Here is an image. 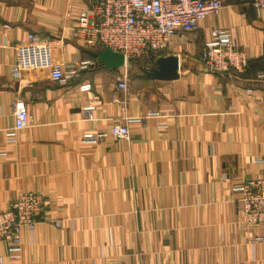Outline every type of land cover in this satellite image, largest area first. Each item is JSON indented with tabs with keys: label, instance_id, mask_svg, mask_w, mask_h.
Instances as JSON below:
<instances>
[{
	"label": "crops",
	"instance_id": "crops-1",
	"mask_svg": "<svg viewBox=\"0 0 264 264\" xmlns=\"http://www.w3.org/2000/svg\"><path fill=\"white\" fill-rule=\"evenodd\" d=\"M89 1L0 0V209L20 191L46 198L45 216L34 236L23 230L21 250L0 240V264H264V240L254 242L262 226L244 221L233 189L264 176V56L244 74H221L201 53L213 21L235 28L252 58L261 56L264 16L253 0H224L221 16L179 51V77L132 76L123 111L112 96L128 69L97 65L72 36ZM30 32L53 40L56 60L79 64L69 82L46 69L15 77V47ZM86 61L93 63L81 67ZM85 82L91 90L81 89ZM15 95L31 123L12 140ZM88 104L94 120L84 118ZM125 117L130 139L83 140Z\"/></svg>",
	"mask_w": 264,
	"mask_h": 264
},
{
	"label": "built area",
	"instance_id": "built-area-1",
	"mask_svg": "<svg viewBox=\"0 0 264 264\" xmlns=\"http://www.w3.org/2000/svg\"><path fill=\"white\" fill-rule=\"evenodd\" d=\"M253 5L258 14L264 16V0H253ZM224 8V0H90L76 14L71 32L82 46L109 47L124 53L127 60L158 52L180 56L179 51L184 48L190 34L203 27L206 20L221 16ZM206 27L210 35L202 53L204 66L221 74L233 69L245 72L252 56L239 42L236 29L213 21ZM15 48L17 61L12 68L15 77H21L27 70L46 69L51 78L67 83L80 70L77 62L56 60L52 53L53 40L35 32H30L27 41ZM89 63L93 62H82L80 66L86 67ZM259 77H264V70L259 72ZM129 82L128 71H125L118 78L112 96L123 111H126L130 99ZM80 87L89 91L92 84L85 82ZM122 92L123 95L120 94ZM94 110V104L86 105L84 118L94 120ZM13 111L15 122L8 134L12 140H17L19 132L30 125L31 114L18 95L13 99ZM130 119L125 117L123 121L114 122L104 132L87 131L83 140L98 143L107 137L130 139ZM233 189L239 192L244 221L262 226L263 235L256 236L254 242L264 240V176L249 178ZM45 210L43 193L20 191L7 208L0 209V240L13 242L15 252L21 250L23 230L27 229L34 236ZM60 223V220L56 221L57 225Z\"/></svg>",
	"mask_w": 264,
	"mask_h": 264
},
{
	"label": "water",
	"instance_id": "water-1",
	"mask_svg": "<svg viewBox=\"0 0 264 264\" xmlns=\"http://www.w3.org/2000/svg\"><path fill=\"white\" fill-rule=\"evenodd\" d=\"M97 64L105 68L118 69L130 62L122 52L113 51L109 47H101L94 51ZM181 59L178 54L158 56L150 66H141V70L150 78L156 80H174L179 77Z\"/></svg>",
	"mask_w": 264,
	"mask_h": 264
},
{
	"label": "trees",
	"instance_id": "trees-1",
	"mask_svg": "<svg viewBox=\"0 0 264 264\" xmlns=\"http://www.w3.org/2000/svg\"><path fill=\"white\" fill-rule=\"evenodd\" d=\"M206 41V40H205ZM204 47H205V43H204ZM98 48H100V47H98ZM98 48H91V51H92V54H93V57L96 59L95 61L97 62V55L94 53V51L96 50V49H98ZM204 49V48H203ZM202 49V50H203ZM201 53H203V52H201ZM165 53L164 52H158V53H155V54H151V55H149V56H140V57H133V58H131L130 59V62H135L136 60H140L141 58H143V57H145V59H147V60H150V63L151 64H149V65H152L153 63H154V61H155V59L158 57V56H161V55H164ZM264 56V54H262L261 56H258V57H254V58H252L251 60H250V65H249V67L250 66H252V64L256 61V60H258L259 59V57L260 58H262ZM140 63V62H139ZM97 64V63H96ZM98 65V64H97ZM99 66H101V65H99ZM144 67L146 66V65H143ZM248 67V68H249ZM262 69L260 70V71H262V70H264V65L261 67ZM233 71V73H235V74H244V73H239V72H237L236 70H232ZM259 76V75H258Z\"/></svg>",
	"mask_w": 264,
	"mask_h": 264
},
{
	"label": "rangeland",
	"instance_id": "rangeland-1",
	"mask_svg": "<svg viewBox=\"0 0 264 264\" xmlns=\"http://www.w3.org/2000/svg\"><path fill=\"white\" fill-rule=\"evenodd\" d=\"M149 64H151L150 60L145 59V57L141 58L140 60H136L135 62H130L129 65L126 67L128 69L129 79H131L132 76L133 77L137 76L138 74L145 76V75H143L144 73L142 72L140 67L143 65L150 66ZM231 72H233V71L231 70ZM237 72H239V71H237ZM239 73H242V72H239Z\"/></svg>",
	"mask_w": 264,
	"mask_h": 264
}]
</instances>
